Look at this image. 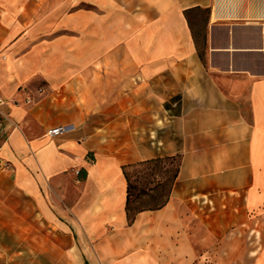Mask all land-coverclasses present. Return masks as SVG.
<instances>
[{"label":"crops","instance_id":"obj_1","mask_svg":"<svg viewBox=\"0 0 264 264\" xmlns=\"http://www.w3.org/2000/svg\"><path fill=\"white\" fill-rule=\"evenodd\" d=\"M47 2L0 0V186L87 264H264V0ZM174 156L168 203L129 224L123 168Z\"/></svg>","mask_w":264,"mask_h":264},{"label":"rangeland","instance_id":"obj_2","mask_svg":"<svg viewBox=\"0 0 264 264\" xmlns=\"http://www.w3.org/2000/svg\"><path fill=\"white\" fill-rule=\"evenodd\" d=\"M50 1V0H49ZM69 10L77 8L86 10H96L101 13L113 9L110 0H70ZM63 0H52L45 3V12L60 11ZM31 6L35 5L30 2ZM119 9L134 11L139 4L127 3L119 4ZM59 17L53 21L54 33L52 37L58 36L61 32L56 30ZM198 31L203 36L201 45L205 49V23L207 22V11H200L195 19ZM60 29V27H59ZM179 165V160L168 159L160 164V170L152 176L157 180L165 182V189L172 183V178ZM143 176V173H139ZM135 179V175L133 176ZM264 222V221H263ZM50 230V231H49ZM248 230V229H247ZM247 238H249L247 236ZM63 237L56 229L47 228L39 223L35 218V212L31 207L28 197L15 194L9 182L0 186V264H87L79 251L75 253L64 252L65 247ZM262 245L264 246V225L262 227ZM252 248V244H247V249ZM253 249V248H252ZM220 259L204 258L199 259L197 264H221ZM226 261V260H224ZM253 263L252 258L246 259V264Z\"/></svg>","mask_w":264,"mask_h":264},{"label":"trees","instance_id":"obj_3","mask_svg":"<svg viewBox=\"0 0 264 264\" xmlns=\"http://www.w3.org/2000/svg\"><path fill=\"white\" fill-rule=\"evenodd\" d=\"M168 159L179 160V165L172 178L170 187L165 189V182L157 180L155 177L152 178V176L160 170V164ZM180 163V156H174L129 164L123 168L128 183L126 213L129 224L135 222L140 212L160 209L168 203ZM139 173H143V176H139ZM134 175L135 179L133 178Z\"/></svg>","mask_w":264,"mask_h":264},{"label":"built area","instance_id":"obj_4","mask_svg":"<svg viewBox=\"0 0 264 264\" xmlns=\"http://www.w3.org/2000/svg\"><path fill=\"white\" fill-rule=\"evenodd\" d=\"M4 101L5 100L0 97V115L1 116H5V114L1 110V106L4 104ZM65 132H67V126L61 125V126H57V127L49 129L47 133L51 137H56V136H60L64 134ZM7 136H8V129L4 125L0 124V147L7 139Z\"/></svg>","mask_w":264,"mask_h":264},{"label":"bare ground","instance_id":"obj_5","mask_svg":"<svg viewBox=\"0 0 264 264\" xmlns=\"http://www.w3.org/2000/svg\"><path fill=\"white\" fill-rule=\"evenodd\" d=\"M263 14V13H262ZM226 15V14H225Z\"/></svg>","mask_w":264,"mask_h":264}]
</instances>
